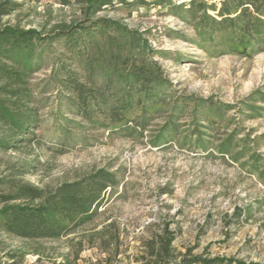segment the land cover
<instances>
[{
  "label": "rangeland",
  "instance_id": "rangeland-1",
  "mask_svg": "<svg viewBox=\"0 0 264 264\" xmlns=\"http://www.w3.org/2000/svg\"><path fill=\"white\" fill-rule=\"evenodd\" d=\"M11 1L19 7L0 14V28L52 35L85 17L86 0ZM145 2L116 0L92 17L117 20L134 33L122 38L125 48H113L129 59L123 71L140 64L157 69L158 85L133 93L148 101L143 124L137 125L142 110L136 104L128 109L136 121L106 120L124 112L115 108L114 56L103 59L92 47V60L86 53L72 63L64 40L37 50L40 66L29 83L38 124L0 149V178L7 181L0 192L25 184L51 190L101 168L115 173L118 183L103 193L101 214L67 236L37 240L0 232L2 254L17 253L5 258L7 264H140L143 241L165 224L175 232L179 252L191 248L193 254L264 264V52L247 57L207 51L198 43L196 17L186 9L191 0ZM63 65L90 76L110 106L94 107L85 119L63 82ZM255 163L258 172L251 169ZM111 224L106 235L117 229L120 240L105 247L94 235L89 242L87 235Z\"/></svg>",
  "mask_w": 264,
  "mask_h": 264
},
{
  "label": "trees",
  "instance_id": "trees-1",
  "mask_svg": "<svg viewBox=\"0 0 264 264\" xmlns=\"http://www.w3.org/2000/svg\"><path fill=\"white\" fill-rule=\"evenodd\" d=\"M115 1L86 0L83 21L75 25L60 26L52 35H44L36 28L24 29L12 25L0 28V149L12 147L15 140L23 139L38 124L36 109L30 106L33 102V91L29 77L40 66L37 50L54 41L64 40L72 63L83 60L86 53L92 60V47L99 50L103 59H107V56H114L116 59L115 77L118 82L114 84L118 85H113V88H117L113 89L114 98L117 97L115 108L123 109L124 112H112L107 121H136L137 117L132 119L128 115V109L135 104L142 110L137 125L143 124L147 119V98L144 99L141 95L135 100L133 93L147 92L152 85H158L157 69L140 64L133 65L130 72L123 71L121 67L129 66V59L121 53L114 55L113 48H125L127 44L123 43L122 38L126 40L134 33H128L127 27L117 20L107 17L92 18L99 11L115 4ZM120 2L133 5L146 3L145 0ZM18 7L19 4L14 1L0 0V14H9ZM186 9L195 15L198 43L207 51L247 57L264 52V0H221L220 7L201 0H191L190 7ZM211 10L216 11V15L210 14ZM96 36L100 39L95 40ZM85 66L91 68L90 63ZM62 68L65 72L63 82L74 94L73 105L85 119L92 118L90 110L94 107L99 108L102 103L110 106L111 98L104 96L101 89L92 83L90 76L78 75L64 65ZM175 109L177 110V106ZM161 138L158 137L155 143H160L163 140ZM222 147L219 148L220 152H227ZM233 158L238 159L235 156ZM259 168L258 163L251 167L255 172ZM6 182L4 178H0V186ZM117 183L115 173L101 168L81 178L63 182L51 190L29 184L13 185V193L0 192V232L37 240L67 236L101 214L103 193L108 188H115ZM109 227L115 225L105 226L87 235L89 242H92L94 235L99 236L105 247L111 240H120L121 235L117 229L106 235ZM175 238V232L165 224L143 241L144 249L136 259L140 264H261L235 257L193 254L191 248L179 252L173 244ZM16 256L17 253L11 251L2 254L0 248V264H7L6 257Z\"/></svg>",
  "mask_w": 264,
  "mask_h": 264
}]
</instances>
